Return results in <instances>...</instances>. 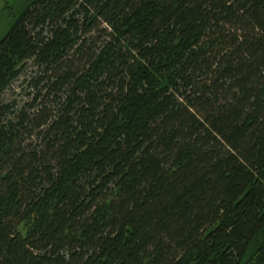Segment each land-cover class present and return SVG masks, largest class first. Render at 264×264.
Instances as JSON below:
<instances>
[{
	"label": "trees",
	"instance_id": "obj_1",
	"mask_svg": "<svg viewBox=\"0 0 264 264\" xmlns=\"http://www.w3.org/2000/svg\"><path fill=\"white\" fill-rule=\"evenodd\" d=\"M6 10L0 264H264V0Z\"/></svg>",
	"mask_w": 264,
	"mask_h": 264
},
{
	"label": "rangeland",
	"instance_id": "obj_2",
	"mask_svg": "<svg viewBox=\"0 0 264 264\" xmlns=\"http://www.w3.org/2000/svg\"><path fill=\"white\" fill-rule=\"evenodd\" d=\"M12 2L13 0H0V39L5 35L10 26V19L7 17L8 14H6V6ZM22 83L23 78L13 83L12 90L8 92L9 98L14 99L17 97L19 100L21 99Z\"/></svg>",
	"mask_w": 264,
	"mask_h": 264
}]
</instances>
